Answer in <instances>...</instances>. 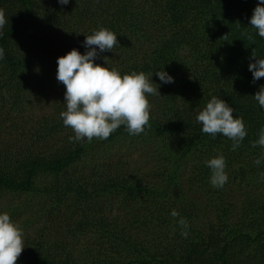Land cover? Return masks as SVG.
Segmentation results:
<instances>
[{
  "label": "trees",
  "instance_id": "obj_1",
  "mask_svg": "<svg viewBox=\"0 0 264 264\" xmlns=\"http://www.w3.org/2000/svg\"><path fill=\"white\" fill-rule=\"evenodd\" d=\"M257 4L0 0L8 21L0 35V214L23 230L17 264H264V161L255 163L264 149L251 146L264 127L254 99L264 78L254 82L249 71L254 48L264 58V38L250 25ZM101 27L119 44L95 63L121 76L152 74L161 95L146 94V134L121 126L108 140L70 142L57 60L73 49L86 54V36ZM245 30L254 45L241 37ZM162 69L174 83L160 81ZM50 95L48 116L26 115ZM213 96L245 122L248 135L235 151L196 123ZM220 154L229 179L218 189L205 161Z\"/></svg>",
  "mask_w": 264,
  "mask_h": 264
},
{
  "label": "clouds",
  "instance_id": "obj_2",
  "mask_svg": "<svg viewBox=\"0 0 264 264\" xmlns=\"http://www.w3.org/2000/svg\"><path fill=\"white\" fill-rule=\"evenodd\" d=\"M61 5H67L70 0H58ZM8 23L4 9H0V35ZM235 25L239 28L240 22ZM251 28L264 38V0H258L250 19ZM241 37L255 44L254 36L247 30L241 32ZM227 35L223 37L226 39ZM119 44L117 35L107 28L101 27L87 35L84 46L90 49L81 54L73 49L57 60L56 79L66 88V110L60 113L65 127H70L75 135L70 142L91 143L93 139L108 140L121 126L132 136L146 134V127L150 128V102L146 96L161 95L153 83L152 74L131 72L121 76L116 69L95 63L100 53L113 52ZM99 49V52L97 51ZM4 49L0 48V60L4 59ZM255 63L249 64L254 82L264 78V58H258L256 49L250 57ZM106 62V58H105ZM164 84L174 83V78L167 72L159 70L155 73ZM153 77V76H152ZM159 86V85H158ZM254 99L261 108H264V85L255 94ZM235 109L216 96H213L203 110L199 111L195 120L202 125V132L215 138L218 134L232 141L231 150L235 151L248 135L245 122L234 116ZM253 148L260 146L264 149V127L258 134V139L251 142ZM264 161V152L256 159L259 165ZM211 169L210 183L213 188H223L228 182L225 171L226 160L223 154L205 161ZM264 179V173H261ZM172 217H179L176 210L171 212ZM182 229L181 235L187 238L189 228L185 218L178 219ZM23 230L12 222L10 215L0 214V264H17L24 251Z\"/></svg>",
  "mask_w": 264,
  "mask_h": 264
},
{
  "label": "rangeland",
  "instance_id": "obj_3",
  "mask_svg": "<svg viewBox=\"0 0 264 264\" xmlns=\"http://www.w3.org/2000/svg\"><path fill=\"white\" fill-rule=\"evenodd\" d=\"M67 47V46H66ZM60 48V47H59ZM61 49V48H60ZM53 100V97L50 95V96H47V100H46V103H43V102H37L33 105V109H31L29 112L26 113V115L28 117H42V116H48L50 114V103L51 101ZM230 188V186L228 187ZM230 194L232 196L235 197L236 200H238V196H239V193L237 191H234V190H230L229 191ZM234 199V200H235ZM93 207V206H91ZM79 220V217L75 218L72 220L71 224H74L76 223L77 221ZM60 218L58 219V222L59 224L63 225V221H61ZM65 235V234H64Z\"/></svg>",
  "mask_w": 264,
  "mask_h": 264
}]
</instances>
